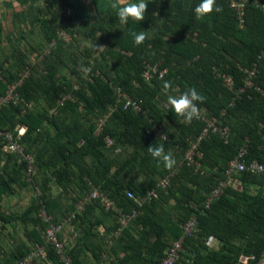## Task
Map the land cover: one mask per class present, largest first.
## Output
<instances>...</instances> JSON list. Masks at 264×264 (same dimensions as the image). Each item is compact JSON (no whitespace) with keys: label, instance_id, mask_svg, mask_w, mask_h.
<instances>
[{"label":"trees","instance_id":"obj_1","mask_svg":"<svg viewBox=\"0 0 264 264\" xmlns=\"http://www.w3.org/2000/svg\"><path fill=\"white\" fill-rule=\"evenodd\" d=\"M258 1L264 3V0ZM146 3L145 19L140 22L129 19L121 41L116 43V50L109 51L112 58L109 66L112 67L106 70L109 75L113 68H119L121 72L110 80H105L101 72H91L90 80L83 88L79 82L57 79L60 65H55L50 59L64 42L57 38L56 25L54 27L50 23L38 27L40 42L33 47L32 57L24 55L16 44L11 46V50L2 51L7 54L2 55L0 61V97L27 66L29 75L15 88V92L19 98L31 103L32 108L22 111L11 102L1 105L0 130L14 133L23 152L32 156L34 170L26 182L25 162L18 161L14 154L4 153L3 139L0 138V159L4 158V165L0 167V195L13 192L11 182L18 186L31 184L34 198L20 217L23 223L30 222L28 234L35 236L34 243H42L40 230L45 224L38 216L42 207L51 223L62 225L58 238L63 241L64 252L70 257L71 264H83L89 260L86 251L93 253L99 249L98 240L107 238V233L118 223L116 214L104 211L106 218L96 201L89 203L80 213L74 207L76 216H72V222L80 233L75 242H67L64 238L66 221L62 218L71 211L72 204L69 205L68 200L73 192L77 201L94 186L128 211L134 203L125 197V190H131L136 196L143 195L155 187L159 178L174 170L169 186L158 189V198L140 208L136 218L127 224L134 223L140 238L132 239L126 225L121 229L122 240L120 237L113 242L127 250L119 261L132 264L140 260L142 264H154L169 244L180 236L181 230L176 222H172L176 234L169 242L164 241L165 231L156 223L154 214L159 206L167 212L172 210L178 222L182 223L190 215L197 219L199 231L196 238L185 240L183 245L194 251L191 264H253L252 261L243 263L241 256H257L263 248L264 197L247 194L244 190L238 193L228 187L207 209L202 204L242 145L247 146L246 160L264 161L261 154L264 143V14L253 6H247L244 24L240 27L233 10L222 0H216V5L223 8L222 12L213 11L199 21L195 18L194 9L201 0H162L158 7L152 1ZM141 29L151 32V39L146 38L136 46L131 33H139ZM171 33L178 36L166 39ZM46 47L48 51L45 53ZM5 62L8 64L4 65ZM144 62H159L166 67L164 78L144 81L141 77ZM245 68L257 70L254 85L262 90L261 93L252 87L238 92L243 86L242 70ZM53 69L58 73L56 76ZM227 77L230 83L226 81ZM166 81H171L172 87L178 91L169 90L167 95H163L160 90ZM73 85L77 86L76 90H72ZM115 86L139 99L145 113L141 115L118 108L96 133L95 120L116 100ZM189 87H194L206 98L198 104L199 108L203 107L207 114L216 117L224 110L222 122L229 126L227 138L211 134L199 143L197 168L177 164L182 162L188 142L201 130L203 122L194 119L185 123L166 103L169 94L180 95ZM67 92H71L75 100L58 106L60 95ZM40 102L45 110H37L36 104ZM75 106L85 108L91 115V121L87 123L77 116L70 119L69 110ZM18 124L25 127L19 136ZM154 128H159L168 137L163 142L165 151H170L176 160L171 170L165 169L147 151L150 145L162 142L154 135ZM104 136L112 139V147H106ZM116 148L119 153L114 151ZM211 166L216 170L203 174L206 167ZM238 174L243 182L264 178L263 175L244 172ZM140 176L142 180H139ZM53 188L58 189L57 194L53 195ZM226 194L234 198L232 205H226ZM188 202H194L196 209L189 208ZM12 218L0 212L2 222L10 223ZM100 225L104 227L101 233L97 230ZM249 227H254L253 237L242 246L232 244L240 240ZM2 229L3 225L0 226V240L4 242L6 238L3 239ZM8 235L11 237L8 241L16 243V246L7 249L0 245V264H16L28 251L22 242H15V238ZM208 236H212L214 242L218 241L219 246L203 245L201 241ZM200 245L205 250L202 255L199 254ZM113 250L117 251V248ZM92 256L94 262H98L109 255L94 253ZM45 258L51 264H62L49 246L46 247ZM36 264H40V260Z\"/></svg>","mask_w":264,"mask_h":264},{"label":"built area","instance_id":"obj_2","mask_svg":"<svg viewBox=\"0 0 264 264\" xmlns=\"http://www.w3.org/2000/svg\"><path fill=\"white\" fill-rule=\"evenodd\" d=\"M224 1L230 9L233 10L235 18L238 21L240 27L244 24V14L247 6H253L254 8L260 10L264 14V3L259 2L258 0H222ZM57 38L68 41V36L59 31L57 32ZM48 50L45 51V53ZM244 73L243 86L239 88L238 92H243L247 88H254L257 92L261 93L262 90L254 85V78L257 74L255 68L243 69ZM167 72L166 67H162L159 62L149 63L144 62L141 70V77L144 81H149L152 78L161 80L164 78V75ZM29 75V68L26 66L19 74V79L14 81L12 84L7 86L4 96L0 97V106L11 102L14 105H18L22 111L32 108V104L25 102L15 92V88L19 86L24 78ZM219 75V74H218ZM226 81L230 83V78L227 77ZM77 86L73 85L72 90H76ZM175 92L178 91L176 87H173ZM114 92L116 96L115 102L109 104L105 111L99 115L95 120L96 133H98L107 118L116 111L118 108L122 110H129L136 114L144 115L145 110L141 104V101L137 98L132 97L129 93L124 91L121 87L115 86ZM160 92L163 95H167L168 91H165L161 88ZM74 101V96L71 92L62 93L57 100V105L61 106L65 101ZM232 104V103H231ZM54 110L52 109V112ZM201 117L200 119L203 122V127L196 134L193 135L188 142V146L183 154L182 162H179L177 165L180 166L183 163L187 166L198 167V145L199 143L208 138L211 134H218L222 138H227L229 134V126L222 122V116L224 115V110L220 112L218 117L207 114L206 109L203 107L200 108ZM23 128H17V135L23 133ZM153 133L156 137L160 138L162 135H166L161 132L159 128H154ZM167 136V135H166ZM0 138L3 139L2 150L7 154H14L18 158V161H23L26 164L27 175H30L34 168L32 166V156L25 154L22 147L17 142L14 133L9 131L0 130ZM168 140V137H167ZM103 141L106 147H112L113 141L110 137L104 136ZM115 152H118V148L114 149ZM247 154L246 144L242 145L237 153L232 159L229 160L227 166L223 171L221 178L216 179L215 185L211 188L207 197L203 201V208L207 209L212 202L217 200L222 194L223 190L230 188H240L241 184L238 179L234 176L236 173H247L250 175H263L264 176V161L259 162L257 160H246L245 156ZM174 170L168 171L164 176H162L156 183L154 188L149 189L143 195L136 196L131 190H125L124 195L126 198L131 199L134 203L128 211H125L121 206L117 205L116 202L108 197L105 193L100 192L94 186H91L89 191L84 192L81 197L77 200L75 204V211L77 213L82 212L85 207L96 201L100 206H102L107 211H112L117 216L118 227L117 230L120 231L124 228L132 219L136 218L139 214V209L143 206L149 204L153 200L158 198V189H166L169 186L170 178L173 176ZM188 207L192 210L196 209V205L193 203H188ZM38 216L45 224L44 229L40 230L42 243H33L31 248L28 249L27 253L18 261L16 264H36V261L44 259L46 257V247H51L58 256V261L62 264H71L70 257L64 252L63 241H60L58 234L61 231V224H54L50 222L49 217L45 214L42 207L39 208ZM181 234L180 236L173 240L169 246L164 250L160 259L154 264H191L194 251L184 248L185 240H194L199 231L198 222L194 215H190L185 219L180 226ZM214 238L208 236L204 239L203 243L205 246H210ZM185 254V256H183ZM241 261L243 263L247 261H252L253 264H264V245L259 254L250 255V256H241Z\"/></svg>","mask_w":264,"mask_h":264},{"label":"rangeland","instance_id":"obj_3","mask_svg":"<svg viewBox=\"0 0 264 264\" xmlns=\"http://www.w3.org/2000/svg\"><path fill=\"white\" fill-rule=\"evenodd\" d=\"M148 1H152L155 7H158L162 0H145V2ZM112 2L113 0H0V50L2 52L12 48L11 46L14 45L17 36H21L22 32L32 30V25L41 28V26L45 27L50 23L51 26L55 27L56 25L55 30L58 29L57 32L61 31L69 38L68 41H63L64 44L61 45L60 50L55 52L50 59L55 65H60L58 67L59 74L53 69V74L55 76L58 74L57 79L60 77V81L79 82L83 88L90 80L91 72L97 74L101 72L105 80H110L117 73L120 75L121 72L119 68L116 69L117 71L113 68L114 71L109 75L108 70H106L112 67L109 66L112 63L109 51L116 50V43L121 41L126 27V24L122 25L118 22L115 10L110 8ZM132 2H137V0H132ZM140 31H143V29ZM146 35L148 40L151 39V32H146ZM177 36V33H171L166 36V39L176 38ZM44 50H48V48L46 47ZM7 64L8 62H5L4 65ZM47 64L51 63L48 62ZM52 66L54 67V65ZM36 107L37 110H45L41 102L37 103ZM69 111L70 119L77 116L87 123L91 121V115L85 108L83 110L75 106ZM139 180H142V178H139ZM72 195L68 200L69 205L72 204L71 211L67 213L66 217L62 218L66 221L64 233L67 242H75L80 233L77 225L72 222V219L76 216L73 210L77 202L75 200L77 195L74 192ZM99 211L106 218L108 217L105 213L108 211L100 205ZM73 215L74 217H72ZM117 226L116 224V228L107 233V238L98 240L99 249L94 250L93 253L90 250L86 251V258L89 260L83 264H126L119 260L121 256L126 254L127 250L113 244L116 238L121 237L120 241L122 240V230L118 231ZM98 231L99 233L103 232ZM28 232L23 231L24 235L23 233L18 235V232L13 229L9 233L15 238L14 241L22 242L25 249H30L35 242V236L33 234L29 235ZM113 248H117V251H114ZM94 253L106 254L110 258L109 256L108 258L102 257L101 261L94 262L92 256ZM112 255L118 257L112 259ZM40 264L51 263L48 258H44L40 260ZM132 264L142 263L140 260H136Z\"/></svg>","mask_w":264,"mask_h":264},{"label":"crops","instance_id":"obj_4","mask_svg":"<svg viewBox=\"0 0 264 264\" xmlns=\"http://www.w3.org/2000/svg\"><path fill=\"white\" fill-rule=\"evenodd\" d=\"M31 29L32 30H30L29 32L28 31L22 32L21 34L22 37L17 36V38L14 40V44L19 46L21 52L28 57H32L34 55L32 52L33 51L32 49H34L33 48L34 46L37 47V44L40 42V34L38 31V27L36 25H32ZM6 54L2 53L0 50V61H1L2 55H6ZM16 128H23V130H25V127L21 124H18ZM263 140H264V136H263ZM119 152L120 151H118L117 153ZM261 154L264 156V143L262 144V147H261ZM3 165H4V158H1L0 167H2ZM215 170L216 168L213 166L206 167V169L203 171V174L206 175ZM234 176L237 177L236 179L240 181L241 187L240 188L233 187L230 189L238 193L244 190L247 194H250V195L260 194L262 197H264V178L263 179L255 178V179H251V180L243 182L242 180H240V178H238L239 176L238 173L234 174ZM139 178H142V177L140 176ZM29 180H30L29 177L26 178V182L27 181L29 182ZM11 185L13 188V192L11 194L9 195L1 194L0 195V212L5 214L8 217L10 215L13 217L10 223L2 222L0 220V226L3 225L4 227V229H2L3 239L5 240L6 238L4 242L0 240V245H3L7 249L10 247L14 248V246H16V243H12L11 241H8V238H11L8 235L10 234L9 232H12V230L15 229V231L18 232V235H21L23 231L28 232V230H30L31 228L30 222L27 221V223L25 224L23 223L20 217H21V214L24 213L31 206L33 198H34V188L31 184L26 183L23 186H18L16 184H13V182H11ZM52 192H53V195L57 194L58 189L53 188ZM226 200H227L226 205H232L234 198L230 194H226ZM188 203L195 204L194 202H188ZM172 204L173 202L170 201V206H172ZM164 210L158 206V208H155L154 214L155 216H157L156 223L160 225L162 229L165 231L164 241L169 242L170 239L173 238V235L176 234L171 223L176 222V226L178 227V229H180L181 222H178L176 220L175 213L172 210H168V212ZM228 215L230 217L232 216L230 213H228ZM98 227H99L98 230L104 231V227L102 225ZM127 229L130 235L132 236V239L140 238L139 229L136 226H134V223L127 225ZM253 230H254V227L253 228L249 227L247 229V232L243 235V237H241L240 240L233 241L232 244L242 246L248 239H250L251 236L253 237L252 235ZM64 238L66 239V237ZM203 241H201V243L205 245ZM15 242H17V240ZM219 244L220 243L218 241L212 242V245L215 247H218ZM204 253H205V250L200 245L199 254L202 255ZM111 257L113 259L117 256L112 255Z\"/></svg>","mask_w":264,"mask_h":264},{"label":"clouds","instance_id":"obj_5","mask_svg":"<svg viewBox=\"0 0 264 264\" xmlns=\"http://www.w3.org/2000/svg\"><path fill=\"white\" fill-rule=\"evenodd\" d=\"M110 8L115 10L118 22L123 25L127 24L129 19L136 22L143 21L148 3L145 0H137V2H132V0H113ZM213 11L222 12L223 8L216 5V0H201V3L194 9L195 18L198 21L202 20ZM131 35L136 46L141 45L147 38L145 31L133 32ZM163 89L175 92L171 81L164 82ZM205 99L194 87H189L180 95L169 94L166 98V103L177 117L182 118L185 123H190L194 119H200L201 112L198 104L203 103ZM159 140L162 142L150 145L147 151L154 160L162 163L165 169L171 170L176 165V160L170 151H165L163 142L167 140V136L162 135Z\"/></svg>","mask_w":264,"mask_h":264}]
</instances>
